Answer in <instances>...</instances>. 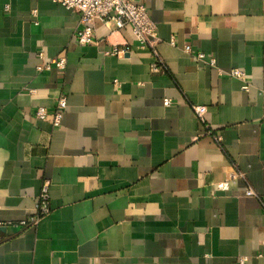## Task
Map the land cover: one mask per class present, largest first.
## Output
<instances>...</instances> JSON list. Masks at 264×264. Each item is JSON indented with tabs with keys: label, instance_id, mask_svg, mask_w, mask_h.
<instances>
[{
	"label": "crops",
	"instance_id": "1",
	"mask_svg": "<svg viewBox=\"0 0 264 264\" xmlns=\"http://www.w3.org/2000/svg\"><path fill=\"white\" fill-rule=\"evenodd\" d=\"M135 1L158 73L130 27L97 21L82 46L80 14L0 0V264H264V0ZM61 93V127L37 120ZM46 180L52 214L21 227Z\"/></svg>",
	"mask_w": 264,
	"mask_h": 264
},
{
	"label": "built area",
	"instance_id": "2",
	"mask_svg": "<svg viewBox=\"0 0 264 264\" xmlns=\"http://www.w3.org/2000/svg\"><path fill=\"white\" fill-rule=\"evenodd\" d=\"M54 2L62 5L68 10L80 14L79 25L73 35L74 41L82 46H88L94 44L95 38V24L100 21L106 25L109 29L121 30L125 27H130L133 35L137 39L141 48L149 49L155 58V63L151 67L153 73H158L163 68V61L157 51L159 44V38L157 34L156 25L150 19L148 10L144 3L136 2L135 0H53ZM172 46H175L174 41L171 42ZM184 51L195 58L199 63L216 67V60L214 57L207 55L203 52H193L190 46H185ZM119 50L115 48L112 52H108L106 56L118 55ZM44 60V56L40 55ZM56 67L61 73H64L67 69V59L62 57L55 59L52 62L46 63L38 70H51ZM219 74L224 76L238 79L243 82V90L248 91L250 86L247 80V76L240 70H232L229 72H221ZM164 105L169 107L172 105L170 100H165ZM68 107L67 95L61 93L57 100L54 109L49 110L46 108H38L34 112V117L39 121L51 120L54 128L61 127L63 116ZM193 113L197 120L206 125L205 115L207 108L202 106H192ZM209 134H212L209 132ZM215 140L219 141V137H215ZM243 177V175H241ZM50 186L51 182L46 180L43 182L40 193L37 197L36 212L33 216L25 221L19 223L23 228L35 227L39 222L52 214L51 198H50ZM247 197L259 199L258 195L252 190L248 189L246 192ZM264 207V206H263ZM260 258H264V254L259 255ZM244 264V262L242 261Z\"/></svg>",
	"mask_w": 264,
	"mask_h": 264
}]
</instances>
